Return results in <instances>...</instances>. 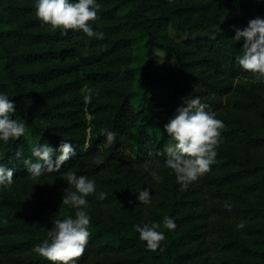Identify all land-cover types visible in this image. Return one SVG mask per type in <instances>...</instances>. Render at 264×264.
I'll list each match as a JSON object with an SVG mask.
<instances>
[{"label": "trees", "instance_id": "1", "mask_svg": "<svg viewBox=\"0 0 264 264\" xmlns=\"http://www.w3.org/2000/svg\"><path fill=\"white\" fill-rule=\"evenodd\" d=\"M99 2L92 26L103 39L53 30L35 15L34 0H0V91L9 93L14 116L28 129L0 142V162L16 169L12 190L0 191V260L53 264L33 249L56 219L75 214L62 203L64 190L75 189L58 179L71 170L108 193L102 201L87 198L91 235L78 264H264V80L235 81L252 74L238 62L243 40L232 38L234 30L204 34L214 26H247L264 16V0ZM169 26L204 35L176 40ZM156 50L171 53L175 63L160 60ZM151 83L159 90L151 92ZM86 88L98 93L89 103ZM193 96L224 127L210 170L182 189L164 166L163 125ZM105 131L117 134L114 142L107 143ZM62 140L76 154L58 172L30 177L23 159L32 146L57 148ZM145 164L161 182L143 171ZM148 185L153 203L143 205L137 196ZM165 216L175 229L161 227L162 252L148 249L133 225ZM239 221L244 228L236 229Z\"/></svg>", "mask_w": 264, "mask_h": 264}, {"label": "clouds", "instance_id": "2", "mask_svg": "<svg viewBox=\"0 0 264 264\" xmlns=\"http://www.w3.org/2000/svg\"><path fill=\"white\" fill-rule=\"evenodd\" d=\"M101 6L99 0H34L35 15L41 23L49 25L53 30L59 29L63 35H67L69 30L82 31L87 37L96 39L104 37L102 31H96L92 26V22L98 19ZM232 27L235 32L232 38L235 41L243 40L239 64L252 74L254 80H264V16L249 19L247 26L243 28ZM96 95L98 93L92 88H86L82 98L85 103H89ZM208 108L209 105L200 96H193L178 106L163 125V131L171 140L166 149L164 166L174 172L182 189L209 171L217 156L224 124L213 112L207 111ZM15 112L14 101L10 99L9 93L0 91V142L7 143L27 134L26 120L18 115L14 116ZM105 135L107 143H112L117 134L105 131ZM75 154L76 149L71 141L62 140L57 148H53L48 142L36 143L31 148V156L23 159V164L30 177L35 179L45 173L58 172ZM21 155L20 151L16 152L17 157ZM96 159L100 160L102 157ZM15 171V168L0 162V191L12 190ZM143 171H147L153 180L162 181L155 168H149L145 164ZM61 175L75 189L64 190L62 203L74 209L75 214L56 219L53 227L47 230V238L36 244L33 250L53 264H78L76 258L84 253L91 235L87 198L95 195L96 199L102 201L107 198L108 193L97 190L94 178L78 175L71 170ZM150 189L151 186L148 185L138 192L137 199L141 204L152 205ZM162 226L173 230L176 224L171 216H165L162 222L148 221L133 225L148 249L161 252V241L165 239V232L160 230ZM235 227L242 229L245 224L239 221Z\"/></svg>", "mask_w": 264, "mask_h": 264}, {"label": "rangeland", "instance_id": "3", "mask_svg": "<svg viewBox=\"0 0 264 264\" xmlns=\"http://www.w3.org/2000/svg\"><path fill=\"white\" fill-rule=\"evenodd\" d=\"M233 25L231 24H226V25H220V26H214L212 28H210L209 30L206 31V35H209L211 37H214L217 35L218 32H231L234 30V28L232 27ZM168 33L175 38L176 40H183V39H187V38H194L197 36H203L204 34L202 33H198V34H194L191 32H180V31H176L174 30L171 26H169L168 28ZM137 51L139 52L140 50L137 49ZM156 53L159 55L160 60L162 61H171L173 63H175V59L174 56L171 53H167L164 52L162 50H156ZM236 82H241V83H247V86H250L252 84H254V82L256 80L253 79V76L250 77H244V76H239L238 78L235 79ZM150 91L151 92H156L159 90V85H155V84H150L149 85ZM187 100H185L186 102ZM87 119H90L89 114L87 113ZM89 131V129H88ZM89 135V134H88ZM171 142L170 137L168 138V145ZM87 144V143H85ZM167 145V146H168ZM63 178V176L61 174H58V179L59 181ZM73 187V186H72ZM74 188V187H73ZM0 264H6L3 261L0 260Z\"/></svg>", "mask_w": 264, "mask_h": 264}]
</instances>
